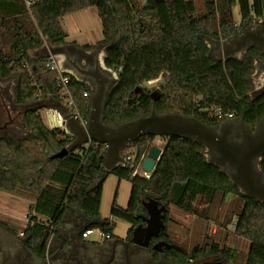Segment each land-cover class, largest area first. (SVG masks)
Instances as JSON below:
<instances>
[{"label":"trees","instance_id":"16d2710c","mask_svg":"<svg viewBox=\"0 0 264 264\" xmlns=\"http://www.w3.org/2000/svg\"><path fill=\"white\" fill-rule=\"evenodd\" d=\"M0 0V80H14L13 98L22 106L50 98L59 105L57 74L44 67L45 55L29 57V51L44 43L56 46L66 33L60 18L92 8L100 24L104 63L119 69L118 79L109 90L102 122L117 125L153 110L156 114L178 112L207 126L218 123L209 112L219 107L234 112L248 126L264 117V95L250 102V62L226 60L214 63L207 55V38H226L237 34L253 20L264 28V0ZM237 7L239 25L233 9ZM163 79L158 96L142 87L143 82ZM68 90L80 117L87 120L88 97L83 84L70 78ZM141 90L140 93L137 91ZM43 108V107H42ZM207 110V111H205ZM42 109L29 108L22 115L28 134L20 140H0V190L11 195L28 193L35 203L29 209L30 225L26 246L34 253L45 252L48 238L58 228L65 213H74L91 222L87 228L109 233L108 220L99 219L104 146L91 142L78 146L61 158H51L72 141L61 129H49ZM156 137L147 135L127 145L123 151L132 157V167L110 171L118 181L130 183L125 209L115 197L110 216L127 222L131 229L143 224V203L151 198L164 207L163 238L174 262L219 256L213 264H264V203L244 196L228 176L206 161L204 147L184 138H161L163 147L149 178L132 176L140 158L154 145ZM145 158V157H144ZM264 175V153L258 163ZM234 195L240 203L234 214L233 234L249 242L241 259L224 243L205 242L190 251L173 245L167 236L170 205L204 217L219 195ZM73 215V214H72ZM233 220L224 218L222 227Z\"/></svg>","mask_w":264,"mask_h":264},{"label":"water","instance_id":"95a60500","mask_svg":"<svg viewBox=\"0 0 264 264\" xmlns=\"http://www.w3.org/2000/svg\"><path fill=\"white\" fill-rule=\"evenodd\" d=\"M253 43L264 54L263 29L256 33ZM97 78H99L97 85L88 100L89 114L86 124L81 126L72 118L64 120L61 123V130L67 133L68 129L74 138L70 144L51 158H61L76 147L91 142L103 145V172L97 181L99 183L112 169L125 165L122 151L139 138L147 135L158 138H184L199 143L204 147L205 152L214 153L215 156L212 160L206 161L214 164L221 171L224 166L231 168L233 172L228 178L231 179L232 184L238 187L239 191L247 198L264 203V175L258 166L264 153V117L259 122L261 134L254 140L251 139L250 126L241 121L240 129L245 133V140L241 144L228 139V135L235 129L232 125L223 127L218 123L214 126H207L193 117H186L178 112L156 114L152 110L145 117H138L122 124L105 125L102 122V114L110 89L108 91L105 89V79L102 74ZM162 84L163 79L160 77L154 81L143 82L142 87L152 90L159 88ZM219 130H223L224 133L219 134ZM161 153L162 150L158 146H151L140 165V170L151 173ZM143 207L146 211V217L143 218L145 226H137L132 229V242H136L143 235L146 236L145 238H149L164 227L162 222L164 207L159 205L157 199L146 200ZM116 241L120 240L116 239ZM166 247L169 248V244H166Z\"/></svg>","mask_w":264,"mask_h":264},{"label":"rangeland","instance_id":"374dc122","mask_svg":"<svg viewBox=\"0 0 264 264\" xmlns=\"http://www.w3.org/2000/svg\"><path fill=\"white\" fill-rule=\"evenodd\" d=\"M237 12V7L233 10ZM80 14V16H67L63 20L64 24L66 22V28L69 35L79 36L88 35L90 40L99 37V22L90 21L85 17V14ZM235 15V14H234ZM85 17V18H84ZM47 50L52 52V49L47 43H44L42 48L35 51H29V57L33 58L35 56H43L47 54ZM50 52V53H51ZM118 73V71H117ZM118 79V77H117ZM117 82V80H116ZM116 82H111V88ZM15 83L14 80H0V107H9L10 99H13ZM141 90L137 92L140 93ZM151 96L156 98L158 96V88L152 90ZM10 98V99H8ZM41 115L45 116V111H41ZM47 125V124H46ZM28 134L27 130H24L19 138L25 137ZM156 139L161 138L156 137ZM163 142L157 145L160 149L163 147ZM155 145V144H154ZM126 151H122L121 154ZM204 157L209 161V154L204 151ZM223 173L228 174L225 169H222ZM138 174L142 175L140 169H138ZM143 176V175H142ZM230 182L232 183L231 179ZM130 183L126 180H120L108 172L102 181L101 190V200L99 206V219L108 220L111 227V234L114 239L125 240L127 232L130 231L131 226L120 219L112 218L110 216V207L115 197V203L119 208L125 209L127 206V201L130 192ZM35 203V198L33 195L28 193H18L16 195L7 194L0 190V223L8 228H14L16 232H20L26 226L29 220V209L30 205ZM240 203L236 196L227 195L220 198L219 195L216 196V200L213 205L209 208L208 215L204 217H198L195 215L188 214L184 212L181 208L170 205L169 209V221L166 229V233L169 241L186 251H190L193 247H200L205 242L211 243L215 242L220 247L225 243L226 246L232 250L234 254L237 255L239 259L243 258L249 247V242L236 237L233 234L232 224L234 222V214L238 212ZM75 215L74 213H72ZM72 215V218H73ZM228 218L232 221V224L227 227H222V222L224 218ZM87 241L92 243H100L101 239L98 232L95 230L93 235L89 236ZM192 261H187L188 264H212L214 262L222 261L220 257L213 256L209 258L202 257L200 259H191ZM226 264H236L233 261H227Z\"/></svg>","mask_w":264,"mask_h":264},{"label":"flooded vegetation","instance_id":"af4514ba","mask_svg":"<svg viewBox=\"0 0 264 264\" xmlns=\"http://www.w3.org/2000/svg\"><path fill=\"white\" fill-rule=\"evenodd\" d=\"M89 75L95 87L100 74L92 69ZM104 79V87L108 91L112 83L105 76ZM35 106V103L30 106L19 105L13 98L10 99L9 107H0V140H20L21 133L26 130L22 115L25 114L26 109H37ZM241 121L243 122L241 117H234L218 123L223 127L232 125L235 129L228 135V139L241 144L245 140V133L240 129ZM250 129L253 140L261 134L259 123L250 126ZM218 133L223 134L224 131L219 130ZM208 154L209 160L215 156L214 153ZM223 169L230 177L233 170L228 166H224ZM32 216L29 215L28 223L20 232L0 223V264H188L184 259L174 262L169 258L167 250L170 247H166L168 242L163 238L164 228L149 238L143 235L136 242H132L131 235L127 234L123 241L109 239L92 243L80 237L81 231L90 221L77 214L72 218L71 213H65L58 228L48 238L44 254L39 255L26 246L25 231L30 225ZM141 226H145L144 222ZM209 257L213 256H205V258Z\"/></svg>","mask_w":264,"mask_h":264},{"label":"crops","instance_id":"0c3cea01","mask_svg":"<svg viewBox=\"0 0 264 264\" xmlns=\"http://www.w3.org/2000/svg\"><path fill=\"white\" fill-rule=\"evenodd\" d=\"M80 14H85V17L90 21H93L94 24L96 20L99 22L94 9L92 8L63 16L60 18L59 22L62 29L66 33V38L64 39V42L59 45L48 46L52 49V52H50L56 57V63L59 71L83 84L86 91L85 93L87 94L89 100V97L94 89L92 80L90 79L91 76L89 75L91 70L94 69L99 72V74L109 78L111 82H116L117 70L115 68L107 67L104 63L105 46L100 43L102 39L100 31L99 37L93 38L92 40H90L87 34L82 35L80 38L74 34L72 36L69 35L66 28V22L64 24L63 20H65L67 16L77 17L80 16ZM233 16L236 26L238 27L240 22L238 9L236 13L233 11ZM260 29H263L264 35V28L261 25V21L253 20L247 27L239 30L235 35L218 39L207 38L205 40L208 50L207 55L214 63L224 62L226 60H245L250 62L252 66V70L249 75L250 88L246 94L247 99L250 102L264 95V54H262L253 43V38ZM48 52L49 51L47 50V53ZM35 104V107L42 109V111H46V109H55L64 117L67 116L66 109L50 98L38 101ZM44 120L46 123L45 116ZM67 133L74 138L68 129ZM160 143H162L160 139L154 140V144L156 146ZM32 206L33 204L30 205V207ZM89 224H91V222ZM111 240L116 239L112 237Z\"/></svg>","mask_w":264,"mask_h":264},{"label":"built area","instance_id":"2783aa9c","mask_svg":"<svg viewBox=\"0 0 264 264\" xmlns=\"http://www.w3.org/2000/svg\"><path fill=\"white\" fill-rule=\"evenodd\" d=\"M25 7L29 8L32 4V0H23ZM44 67L47 71L55 72L57 74V87H58V97L63 101L62 106L66 109V117H64L62 114H60L59 111L55 109H46L45 111V119L46 124L49 129H62L61 123H63L64 120L67 119H74L76 120L81 126H84L86 124V120L82 119L76 110L73 101L71 99L69 90H68V83L70 81V77L62 72L59 71L56 63V57L53 53L48 52L45 55V61H44ZM119 72V69H116ZM83 96L87 97V94L84 92ZM207 111V110H205ZM207 113L212 114L218 122H221L226 119H232L236 117V113L234 112H224L219 107H213L210 109V111ZM123 158L125 160V166L132 167V157L128 153H123ZM144 155L140 158V164L136 166L134 169V172L132 173V176L137 174L138 169H140V165L144 159ZM144 178L148 179L150 173H146L144 171H141ZM235 224H232V228H234ZM98 232V235L100 236L101 242L105 240H109L112 238V236L104 231H101L96 228H87L83 229L80 233V237L84 240H86L89 236L93 235L94 231Z\"/></svg>","mask_w":264,"mask_h":264}]
</instances>
